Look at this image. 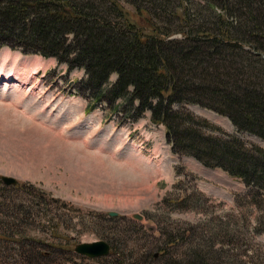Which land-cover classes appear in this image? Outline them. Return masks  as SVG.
<instances>
[{"label": "rangeland", "instance_id": "374dc122", "mask_svg": "<svg viewBox=\"0 0 264 264\" xmlns=\"http://www.w3.org/2000/svg\"><path fill=\"white\" fill-rule=\"evenodd\" d=\"M118 3L131 21L147 25L132 4ZM12 67L17 80L6 82ZM1 71L0 264H133L139 256L124 263L115 257L142 253L152 243L158 255V246L181 237L187 242L167 250L177 258L204 245L223 261L264 264V193L173 152L166 126L154 123L150 110L133 121L127 102L114 108L94 100L83 88L84 68L70 70L55 57L5 45ZM173 108L191 115L197 127L207 120L206 135L237 136L264 148V139L240 131L228 116L187 101ZM108 239L115 250L106 256L74 250Z\"/></svg>", "mask_w": 264, "mask_h": 264}, {"label": "trees", "instance_id": "16d2710c", "mask_svg": "<svg viewBox=\"0 0 264 264\" xmlns=\"http://www.w3.org/2000/svg\"><path fill=\"white\" fill-rule=\"evenodd\" d=\"M118 1L0 0V48L84 68L83 88L94 100L114 108L118 100L127 102L133 121L150 110L152 121L166 126L173 152L222 168L262 196L264 148L237 136L206 135L207 120L197 127L173 105L199 104L264 139V0H125L147 25L131 21ZM178 33L183 39H168ZM113 74L117 78L108 85ZM134 227L144 232L142 225ZM181 240L158 246V257L152 243L142 253L115 258L124 263L139 256L133 264H152L169 255L168 264H240L221 260L204 245L177 258L167 250L187 242ZM108 242L112 252L114 240Z\"/></svg>", "mask_w": 264, "mask_h": 264}, {"label": "water", "instance_id": "95a60500", "mask_svg": "<svg viewBox=\"0 0 264 264\" xmlns=\"http://www.w3.org/2000/svg\"><path fill=\"white\" fill-rule=\"evenodd\" d=\"M3 181L6 184H16L17 180L14 177L3 176ZM113 215L117 214L116 212L112 213ZM134 217L138 219H142L143 216L140 214H135ZM111 246L105 240H98L93 242H82L78 243L75 246V252L81 255H85L87 257H100L106 256L110 253ZM157 256V255H156Z\"/></svg>", "mask_w": 264, "mask_h": 264}, {"label": "bare ground", "instance_id": "6f19581e", "mask_svg": "<svg viewBox=\"0 0 264 264\" xmlns=\"http://www.w3.org/2000/svg\"><path fill=\"white\" fill-rule=\"evenodd\" d=\"M4 65H5V61H4ZM12 65H14V66H15L16 64L14 63V64H12ZM14 69H15V68H14V67H12V68L9 70V73H10V75H8V74H9V73H8V74L6 75V77H5V79H4L6 82H9V81H11V82H12V81H15V80H17V79L15 78V75L13 74V70H14ZM2 73L4 74V72H3V71H1V73H0V81H1V80H3V78H2V77H4V76H5V75H1Z\"/></svg>", "mask_w": 264, "mask_h": 264}]
</instances>
